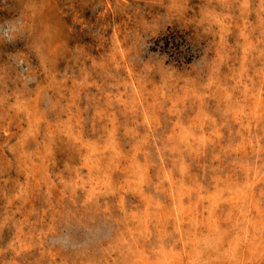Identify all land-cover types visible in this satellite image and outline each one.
Instances as JSON below:
<instances>
[{"label": "rangeland", "instance_id": "rangeland-1", "mask_svg": "<svg viewBox=\"0 0 264 264\" xmlns=\"http://www.w3.org/2000/svg\"><path fill=\"white\" fill-rule=\"evenodd\" d=\"M16 15L0 264H264V0H0Z\"/></svg>", "mask_w": 264, "mask_h": 264}, {"label": "clouds", "instance_id": "clouds-1", "mask_svg": "<svg viewBox=\"0 0 264 264\" xmlns=\"http://www.w3.org/2000/svg\"><path fill=\"white\" fill-rule=\"evenodd\" d=\"M3 2L6 3L7 0ZM17 42H30V29L24 18L16 15L0 19V43L15 45ZM24 61L25 54L21 50H16L9 56V64L15 70L17 79L24 87H28L35 81L27 75V65Z\"/></svg>", "mask_w": 264, "mask_h": 264}, {"label": "trees", "instance_id": "trees-1", "mask_svg": "<svg viewBox=\"0 0 264 264\" xmlns=\"http://www.w3.org/2000/svg\"><path fill=\"white\" fill-rule=\"evenodd\" d=\"M164 40H165V45H171V46H173V45H175V47L176 48H178V47H181L182 46V44H181V40H179V38H177V37H165L164 38Z\"/></svg>", "mask_w": 264, "mask_h": 264}]
</instances>
